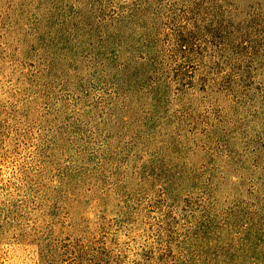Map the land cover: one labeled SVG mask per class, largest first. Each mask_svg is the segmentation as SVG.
Here are the masks:
<instances>
[{"label": "rangeland", "instance_id": "obj_1", "mask_svg": "<svg viewBox=\"0 0 264 264\" xmlns=\"http://www.w3.org/2000/svg\"><path fill=\"white\" fill-rule=\"evenodd\" d=\"M143 19L148 95L115 62ZM203 202L264 233V0H0V264L216 260L185 233Z\"/></svg>", "mask_w": 264, "mask_h": 264}, {"label": "trees", "instance_id": "obj_2", "mask_svg": "<svg viewBox=\"0 0 264 264\" xmlns=\"http://www.w3.org/2000/svg\"><path fill=\"white\" fill-rule=\"evenodd\" d=\"M143 26L140 24H135L140 32L132 29L129 25H125L124 22L120 21L121 29H116V34L119 36L120 31L125 33L131 32L137 34L138 39L136 43L138 46L137 50L140 52L137 55H133L131 59H128L124 54V46L119 44V49L117 50L118 55H116V64H118V70L116 72L117 77L123 75H129L131 71V66H125V64H137V65H152L148 68L143 69V72L138 79L125 78L122 81L126 84L128 89H134L137 93L144 95L150 94L155 81H151L152 85H147L144 82V78L150 79L155 73V65L165 66L163 60L160 58H154L155 51H158V45L154 44L156 41L155 35H148L146 32L154 24V21H149L143 19ZM124 23V24H123ZM137 23V22H136ZM134 24V23H133ZM175 44L179 46L178 48L185 47L187 43H191L189 37H183L182 34H178L175 38ZM187 46V45H186ZM192 47V46H191ZM129 81V82H128ZM157 87V86H156ZM155 87V89H156ZM164 90L170 89V86H162ZM187 89H179L181 92H185ZM160 95H164L161 92ZM153 179L156 180V176L152 175ZM177 181V177L173 178ZM171 182V181H170ZM169 182V183H170ZM180 184V183H179ZM172 187V190L169 187ZM173 184H161L159 185V191L164 195L165 200H173L174 188ZM7 199V198H6ZM8 202V200H6ZM7 202H2L3 207H7ZM204 203V202H203ZM219 204H209L204 203L203 205L197 206V214L199 215L191 224L185 233L192 234L198 237L199 240L207 241V245L213 251H210L211 255L217 257L216 260H210L207 262H190L182 261L179 264H264V233H260L262 230L261 224L258 222L260 216L258 214H249L244 211L229 209L221 210ZM3 210H0V214ZM6 223L0 219V232L4 231L3 227ZM1 235V234H0ZM1 238V236H0ZM212 243V244H211ZM54 256L53 254H47V257ZM166 260L161 259L160 262L163 264Z\"/></svg>", "mask_w": 264, "mask_h": 264}]
</instances>
